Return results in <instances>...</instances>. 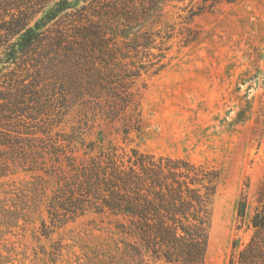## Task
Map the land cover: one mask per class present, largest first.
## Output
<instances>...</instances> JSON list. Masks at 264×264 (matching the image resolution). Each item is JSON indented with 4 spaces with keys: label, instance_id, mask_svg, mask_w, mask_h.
<instances>
[{
    "label": "rangeland",
    "instance_id": "rangeland-1",
    "mask_svg": "<svg viewBox=\"0 0 264 264\" xmlns=\"http://www.w3.org/2000/svg\"><path fill=\"white\" fill-rule=\"evenodd\" d=\"M124 8L152 48H140L141 76L126 81L136 111L107 116L105 100L80 97L66 57L91 28L81 14ZM21 11L13 14L39 30L24 39L36 37L31 50L21 52V36L0 48L2 264L119 263L120 219L56 208L72 180L68 165L109 150L125 161L137 150L217 170L204 264H237L264 182V0H41Z\"/></svg>",
    "mask_w": 264,
    "mask_h": 264
},
{
    "label": "trees",
    "instance_id": "trees-1",
    "mask_svg": "<svg viewBox=\"0 0 264 264\" xmlns=\"http://www.w3.org/2000/svg\"><path fill=\"white\" fill-rule=\"evenodd\" d=\"M40 5L41 0L0 1V48L7 47L10 38L21 36V52L31 50L36 37L24 39L39 30L38 23L30 27L29 15L18 20L13 13L17 10L22 16L23 8L32 13ZM79 18L91 28L86 35L76 34L80 42L74 43L76 49L68 51L66 59L79 73L80 97L105 100L107 116L117 108L134 113L138 106L126 81L141 76L143 68L137 66L142 60L140 48H152L150 43H143L146 33H132L140 22L136 14L124 8L119 12L84 13ZM86 38H91V46L83 44ZM98 48L101 53L97 54ZM131 67L138 70L134 72ZM131 152L126 161L115 150H109L80 166L69 164L72 180L60 190L62 196L58 194L56 208L63 216L94 211L120 219L116 225L123 239L119 263L111 260L110 264H204L210 205L220 173L182 159ZM256 203L249 225L253 235L239 253L237 264H264V182ZM247 208V197H243L238 210L242 220ZM57 209H52L51 216ZM65 223L62 220L60 224Z\"/></svg>",
    "mask_w": 264,
    "mask_h": 264
}]
</instances>
